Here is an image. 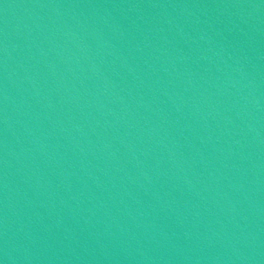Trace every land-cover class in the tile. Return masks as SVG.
Segmentation results:
<instances>
[{"label": "water", "instance_id": "obj_1", "mask_svg": "<svg viewBox=\"0 0 264 264\" xmlns=\"http://www.w3.org/2000/svg\"><path fill=\"white\" fill-rule=\"evenodd\" d=\"M0 264H264V0H0Z\"/></svg>", "mask_w": 264, "mask_h": 264}]
</instances>
